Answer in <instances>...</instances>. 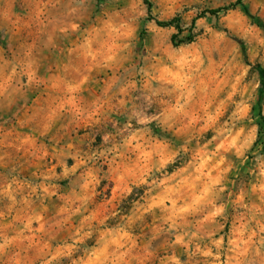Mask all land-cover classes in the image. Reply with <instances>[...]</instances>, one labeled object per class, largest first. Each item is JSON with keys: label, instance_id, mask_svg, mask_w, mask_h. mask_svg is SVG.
Wrapping results in <instances>:
<instances>
[{"label": "rangeland", "instance_id": "obj_1", "mask_svg": "<svg viewBox=\"0 0 264 264\" xmlns=\"http://www.w3.org/2000/svg\"><path fill=\"white\" fill-rule=\"evenodd\" d=\"M149 1L0 0V264H264V0Z\"/></svg>", "mask_w": 264, "mask_h": 264}, {"label": "trees", "instance_id": "obj_2", "mask_svg": "<svg viewBox=\"0 0 264 264\" xmlns=\"http://www.w3.org/2000/svg\"><path fill=\"white\" fill-rule=\"evenodd\" d=\"M143 1L147 4L149 14L151 17L152 16L151 15L152 14V4L149 0H143ZM238 6H243V0H237L236 3H234V4H231V5L226 6V7L218 8V9H212V10L207 11L206 13L211 14V15H217V14L222 13V12H228L232 9H236ZM250 16L253 19V21L255 22V24L264 30V23L261 21V19L256 17V16H253V15H250ZM155 21H156V24L161 28H173L177 31V34L174 35L172 38L174 43L178 40V38L180 37V34L184 31L183 26H182V20H181L180 16H176V17L172 18L171 20H167V21H159V20H155ZM193 24H195V21L193 22ZM189 40L191 41L192 39H189ZM259 72L261 73L262 84L260 86L258 99H257V101H256V103L252 109V116H253L256 124L259 127L258 139H257L256 144H257V146L264 147V111H263L264 70L261 67H259Z\"/></svg>", "mask_w": 264, "mask_h": 264}]
</instances>
